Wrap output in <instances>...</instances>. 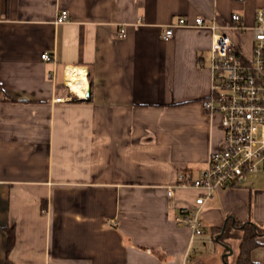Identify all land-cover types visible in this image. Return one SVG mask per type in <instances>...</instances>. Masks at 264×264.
I'll return each instance as SVG.
<instances>
[{
    "label": "crops",
    "instance_id": "obj_1",
    "mask_svg": "<svg viewBox=\"0 0 264 264\" xmlns=\"http://www.w3.org/2000/svg\"><path fill=\"white\" fill-rule=\"evenodd\" d=\"M263 4L0 0V264H233L236 238H217L227 219L264 227V182L256 174L215 191L200 235L175 223L200 191L169 198L167 186L181 169L199 177L224 142L219 115L201 105L212 31L162 33L179 17L227 26L238 13L246 29L225 32L249 55ZM61 10L67 21L56 22ZM70 66L87 72L88 98H66ZM258 241L250 258L264 264V234Z\"/></svg>",
    "mask_w": 264,
    "mask_h": 264
},
{
    "label": "built area",
    "instance_id": "obj_2",
    "mask_svg": "<svg viewBox=\"0 0 264 264\" xmlns=\"http://www.w3.org/2000/svg\"><path fill=\"white\" fill-rule=\"evenodd\" d=\"M240 15H231L232 24L219 26L212 19L206 21L196 16L192 21L179 17L176 22L163 28L162 38L167 40L173 35L176 26L206 27L212 31L210 44V71L212 84L210 94L201 100L205 112L219 115V127L223 135V147L210 151L203 173L193 178L186 169L177 172L176 183L167 186L166 195L171 198L175 188H195L200 192L190 206H183L175 216L177 225L188 227L193 235L203 233L201 211L207 199L215 191L235 185L258 173H264V4L254 13L252 49L249 55L242 53L231 40L225 29L246 27L240 23ZM67 21V11L61 10L56 22ZM221 31H216L217 29ZM125 35L124 28L118 37ZM41 58L50 60L47 52ZM87 79V72L84 71ZM70 94L69 100L89 97V83L83 87V95L73 91L67 78L64 80ZM57 97L55 100L60 101ZM114 223V220H111Z\"/></svg>",
    "mask_w": 264,
    "mask_h": 264
},
{
    "label": "trees",
    "instance_id": "obj_3",
    "mask_svg": "<svg viewBox=\"0 0 264 264\" xmlns=\"http://www.w3.org/2000/svg\"><path fill=\"white\" fill-rule=\"evenodd\" d=\"M0 86V94L2 93ZM5 96V95H4ZM237 226H242L241 230L244 232L243 235H235L233 229H236ZM233 233V234H232ZM264 234V227L258 226L253 222H238L232 225L229 219L226 220L222 234L218 236V240L224 241L229 237H239L238 253L233 264H258L253 262L250 258V252L256 246H259L261 243L258 241V237ZM14 242V232L13 230L7 229V250L12 246ZM6 264H10L8 261Z\"/></svg>",
    "mask_w": 264,
    "mask_h": 264
},
{
    "label": "bare ground",
    "instance_id": "obj_4",
    "mask_svg": "<svg viewBox=\"0 0 264 264\" xmlns=\"http://www.w3.org/2000/svg\"><path fill=\"white\" fill-rule=\"evenodd\" d=\"M66 78L73 91L83 95V87L86 86L87 80L84 76V69L70 66L66 71Z\"/></svg>",
    "mask_w": 264,
    "mask_h": 264
},
{
    "label": "rangeland",
    "instance_id": "obj_5",
    "mask_svg": "<svg viewBox=\"0 0 264 264\" xmlns=\"http://www.w3.org/2000/svg\"><path fill=\"white\" fill-rule=\"evenodd\" d=\"M229 36L231 37V35H229ZM253 178H255V176ZM256 180L264 182V174H262V173L257 174ZM241 227L242 226H237L236 230H234L235 232H233V233H236L235 235H239V236L243 235L244 232L241 230ZM231 238H236V239H232V243L235 242L237 244L236 246H237V251H238V245H239V240H240L239 237H231ZM236 246L234 248H236ZM234 250H236V249H234ZM236 255H237V252H236ZM236 255L232 257L233 261L235 260L234 257L236 258Z\"/></svg>",
    "mask_w": 264,
    "mask_h": 264
},
{
    "label": "water",
    "instance_id": "obj_6",
    "mask_svg": "<svg viewBox=\"0 0 264 264\" xmlns=\"http://www.w3.org/2000/svg\"><path fill=\"white\" fill-rule=\"evenodd\" d=\"M226 246V248L229 250V253L232 252V250L230 249V247L227 244H224Z\"/></svg>",
    "mask_w": 264,
    "mask_h": 264
}]
</instances>
